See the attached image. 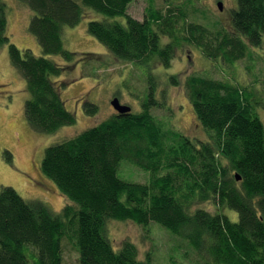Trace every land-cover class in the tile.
Listing matches in <instances>:
<instances>
[{"label": "trees", "instance_id": "1", "mask_svg": "<svg viewBox=\"0 0 264 264\" xmlns=\"http://www.w3.org/2000/svg\"><path fill=\"white\" fill-rule=\"evenodd\" d=\"M18 1L34 13L28 29L43 56L11 42L3 0L0 48L8 46L11 64L25 79L29 126L46 135L76 124L62 97V90L78 81L70 74L89 63L107 66L104 55L66 49L65 29L90 15L96 16L87 32L108 54L139 66H171L187 40L206 57L229 64L244 57L242 37L258 48L264 44V0H237L232 30L216 33L203 24L185 26L187 6L166 15L150 7L147 19L139 21L127 13L134 0ZM188 81L206 141L169 129L147 103L137 113L121 115L113 108L106 121L46 148L43 174L67 204L56 214L11 187L1 188L0 264H64V240L77 251L79 264H154L129 240L116 249L107 235L111 221H132L147 230L157 224L187 245L197 264H264V123L257 104L245 87L200 76ZM84 112L95 118L99 106L86 100ZM6 156L12 160L9 152ZM123 162L148 172L150 182L120 178Z\"/></svg>", "mask_w": 264, "mask_h": 264}, {"label": "rangeland", "instance_id": "2", "mask_svg": "<svg viewBox=\"0 0 264 264\" xmlns=\"http://www.w3.org/2000/svg\"><path fill=\"white\" fill-rule=\"evenodd\" d=\"M3 1L8 6L11 42L20 49L27 48L36 56H43L37 39L28 29L33 11L18 0ZM218 2L224 5L222 12L218 9ZM184 6L188 8L187 27L189 23L203 24L215 33L217 30L233 28L231 13L237 8V0H194V3L192 0H134L127 13L139 21H145L150 7L166 15L168 10L179 11ZM93 16L96 15L83 19L75 28L65 29V46L67 50L79 54H103L107 66L99 69L98 65L89 63L79 66L70 74L78 81L63 89L62 97L77 121L75 125L63 127L53 135L38 133L29 126L24 113V103L29 96L25 79L11 64L8 46L0 48V189L11 187L24 200L42 202L51 211L60 214L67 200L43 174L41 166L44 152L46 148L72 139L106 121L114 112L111 102L115 97L122 104L130 106L134 113L142 111L149 103L150 112L163 120L169 129L195 142L206 141L208 134L196 116L187 87L191 76L223 80L228 85L247 88L264 123V44L258 48L242 37L245 43L244 57L229 64L206 57L187 40L181 43L171 66H139L109 55L106 47L87 32V25L94 19ZM215 23L219 25L218 28L213 27ZM49 58L63 63L58 56ZM82 69L86 75L83 78L80 74ZM96 69L99 70L95 74ZM86 100L99 106L95 118L85 114ZM6 152L11 154V161ZM119 176L134 183L150 182L148 172L129 162L122 163ZM227 214L233 221L238 219L235 211L227 210ZM107 235L116 249L125 240L135 243L140 257L145 259L149 255L154 264H197V257L188 254L190 248L157 224L152 223L147 230L132 221H111L107 225ZM64 247V264H79L78 253L73 245L64 240ZM31 251L35 250L31 249L30 254L36 255V252Z\"/></svg>", "mask_w": 264, "mask_h": 264}, {"label": "water", "instance_id": "3", "mask_svg": "<svg viewBox=\"0 0 264 264\" xmlns=\"http://www.w3.org/2000/svg\"><path fill=\"white\" fill-rule=\"evenodd\" d=\"M218 9L222 12L224 10V5L222 2H219ZM112 107L121 115L123 114H130L132 112V108L128 105H124L121 103L118 97H115L112 102ZM237 181H240L241 178L239 175H236Z\"/></svg>", "mask_w": 264, "mask_h": 264}, {"label": "bare ground", "instance_id": "4", "mask_svg": "<svg viewBox=\"0 0 264 264\" xmlns=\"http://www.w3.org/2000/svg\"><path fill=\"white\" fill-rule=\"evenodd\" d=\"M102 55H103V54H102ZM104 56H105V55H104ZM62 61H63V60H62ZM60 64H61V63H60ZM57 132H58V131H57ZM57 132H55V133H57ZM38 133H39V132H38ZM55 133H54V134H55ZM41 134H42V133H41ZM45 135H46V134H45ZM50 135H53V134H50ZM58 144H59V143H58Z\"/></svg>", "mask_w": 264, "mask_h": 264}, {"label": "flooded vegetation", "instance_id": "5", "mask_svg": "<svg viewBox=\"0 0 264 264\" xmlns=\"http://www.w3.org/2000/svg\"><path fill=\"white\" fill-rule=\"evenodd\" d=\"M217 4H219V2Z\"/></svg>", "mask_w": 264, "mask_h": 264}]
</instances>
